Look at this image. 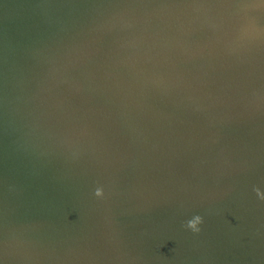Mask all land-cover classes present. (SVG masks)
Wrapping results in <instances>:
<instances>
[{
  "label": "water",
  "instance_id": "water-1",
  "mask_svg": "<svg viewBox=\"0 0 264 264\" xmlns=\"http://www.w3.org/2000/svg\"><path fill=\"white\" fill-rule=\"evenodd\" d=\"M257 187L261 0H0V264H264Z\"/></svg>",
  "mask_w": 264,
  "mask_h": 264
},
{
  "label": "clouds",
  "instance_id": "clouds-1",
  "mask_svg": "<svg viewBox=\"0 0 264 264\" xmlns=\"http://www.w3.org/2000/svg\"><path fill=\"white\" fill-rule=\"evenodd\" d=\"M264 3V0H261ZM256 194L260 197V199L264 200V191H261L259 187L255 188ZM95 195L97 197H102L104 195V187L102 185H98L95 188ZM203 216L201 214H194L191 218L186 221L185 227L190 229L192 232L201 231V225L203 223Z\"/></svg>",
  "mask_w": 264,
  "mask_h": 264
}]
</instances>
